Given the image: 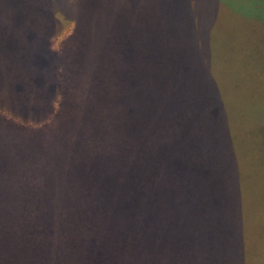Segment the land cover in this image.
<instances>
[{"label": "trees", "instance_id": "obj_1", "mask_svg": "<svg viewBox=\"0 0 264 264\" xmlns=\"http://www.w3.org/2000/svg\"><path fill=\"white\" fill-rule=\"evenodd\" d=\"M166 6L0 0V109L34 123L0 114V264H220L213 44L168 42ZM62 106H90L91 138L37 137Z\"/></svg>", "mask_w": 264, "mask_h": 264}, {"label": "rangeland", "instance_id": "obj_2", "mask_svg": "<svg viewBox=\"0 0 264 264\" xmlns=\"http://www.w3.org/2000/svg\"><path fill=\"white\" fill-rule=\"evenodd\" d=\"M166 10L168 22L160 16L156 28L174 29L176 36L168 42L213 44L211 77L220 89V106H215L220 120V264H264V0H167ZM75 25L62 22L61 31L51 39L54 50L69 52L67 38ZM26 107L36 115L40 112L37 106ZM53 107L57 110L58 102ZM198 107L203 106L192 110ZM65 108L67 114L62 106L63 116L39 139L59 142L93 136L90 106ZM10 112L0 109L17 123L34 124ZM118 117L127 118L125 113ZM72 130L74 134H67Z\"/></svg>", "mask_w": 264, "mask_h": 264}]
</instances>
